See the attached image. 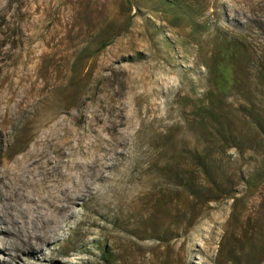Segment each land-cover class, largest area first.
<instances>
[{
  "label": "rangeland",
  "instance_id": "obj_1",
  "mask_svg": "<svg viewBox=\"0 0 264 264\" xmlns=\"http://www.w3.org/2000/svg\"><path fill=\"white\" fill-rule=\"evenodd\" d=\"M31 160L0 264H264V0H0L5 184Z\"/></svg>",
  "mask_w": 264,
  "mask_h": 264
},
{
  "label": "bare ground",
  "instance_id": "obj_2",
  "mask_svg": "<svg viewBox=\"0 0 264 264\" xmlns=\"http://www.w3.org/2000/svg\"><path fill=\"white\" fill-rule=\"evenodd\" d=\"M45 153V152H44ZM57 160V159H56ZM59 160V159H58ZM38 165H39V161L38 160H31V161H27L23 167L21 166H15L11 172V175H12V178H11V181L13 183V185L9 186V185H6L5 184V180L7 179V176L5 174V172H2L0 174V185H3V188L5 190V192H8L7 194L3 195L2 194V198H3V201H4V209L5 208V205H9L11 202H24V203H30V202H33L32 201V198L29 197L28 195H25L23 190H24V187L28 186L29 184L26 183L25 179H24V175L25 174H31L35 179V177H37V173H38V177H41V179L37 180L35 179L36 181V184L35 186L37 185H40L41 182L44 181V176H45V171L44 170H41L40 171V167L38 168ZM48 167H50V170H52L53 172L57 171L59 176L60 177H65L66 174L64 172H61L60 168V164L59 162H48ZM10 176V175H9ZM70 177V176H69ZM28 178V176H27ZM72 178V177H71ZM28 180V179H27ZM29 181V180H28ZM67 181V180H66ZM73 182H71V186L67 187V189H63L61 191V194L62 195H66V194H69V193H73L74 192H77L80 188V179H79V175H76L75 179L74 180H71ZM30 182V181H29ZM32 182V181H31ZM82 182V181H81ZM35 183V182H34ZM33 183V184H34ZM66 184V182H64ZM11 184V183H9ZM68 184V183H67ZM32 185V183H31ZM62 185V184H61ZM31 187V186H30ZM29 189V188H28ZM60 190V188H59ZM28 192V191H27ZM26 192V193H27ZM76 195V194H75ZM63 197V196H62ZM73 197V196H72ZM68 200H71V201H74V198H70L68 195L66 197H63L62 201L63 202H66ZM59 201V200H58ZM61 201V200H60ZM59 201V202H60ZM18 203V204H19ZM65 207H60L58 208L59 210H64ZM60 211V212H61ZM0 223L2 224L3 228H2V231H8V227L7 225H5V222L2 218V216H0Z\"/></svg>",
  "mask_w": 264,
  "mask_h": 264
},
{
  "label": "trees",
  "instance_id": "obj_3",
  "mask_svg": "<svg viewBox=\"0 0 264 264\" xmlns=\"http://www.w3.org/2000/svg\"><path fill=\"white\" fill-rule=\"evenodd\" d=\"M231 54H232V52L230 50L223 49V53L221 54V58L226 57V56L231 55ZM218 69L220 71H219V73H217V76H216L217 78L215 79L216 89L219 92L224 93L228 88V85H226L228 82L223 77L224 76V74H223L224 63L223 62L220 63V65L218 66Z\"/></svg>",
  "mask_w": 264,
  "mask_h": 264
}]
</instances>
